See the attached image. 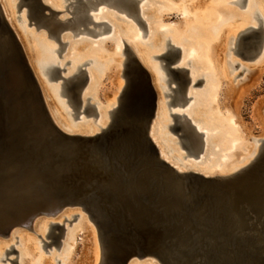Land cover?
<instances>
[{"label": "water", "instance_id": "obj_1", "mask_svg": "<svg viewBox=\"0 0 264 264\" xmlns=\"http://www.w3.org/2000/svg\"><path fill=\"white\" fill-rule=\"evenodd\" d=\"M32 3L35 22L51 18ZM83 21L77 32L109 29ZM153 113L154 98L128 96L100 133L63 131L0 3V234L73 207L97 227L110 264H264V153L228 175L179 171L150 134Z\"/></svg>", "mask_w": 264, "mask_h": 264}, {"label": "flooded vegetation", "instance_id": "obj_2", "mask_svg": "<svg viewBox=\"0 0 264 264\" xmlns=\"http://www.w3.org/2000/svg\"><path fill=\"white\" fill-rule=\"evenodd\" d=\"M31 1L20 0L17 3L18 11H21L26 5L30 7L29 20L25 21L21 14L18 18L22 23H27V27L35 26L34 29L37 32L41 31L43 27L51 29H48V38L54 39L59 44V48L57 49L58 63L51 67L53 68L51 73H49L47 69L46 71L44 70V73L49 74L46 77L43 76L45 89L43 88V90L42 87H40L46 107L59 128L63 131L78 135L90 134L95 130L104 129L107 117L104 116L102 112L110 109L108 114L111 118L116 110L121 108V101H124L126 97L129 96L132 99L154 98V113L151 127L164 126L169 129L171 127L172 129H170V131L172 135L176 137L174 141L179 143L180 148H182L184 152L181 153V156H176L177 152L175 151L168 153L170 156L174 154L173 158L167 155L171 161L165 159L173 167L179 170V167H181L186 169L185 171H191L206 176H221L231 174V170L239 166L240 163L243 164L246 158L239 159V157H234L236 156V150L222 154L220 152L221 150L214 149L213 145L220 142L223 144V147L226 146L224 151L229 149L231 137L227 136L226 132L220 127H230L233 124L226 121H230L227 119L230 114L224 110L222 99L223 95L227 93L226 83L230 81L229 78H231V73H234L237 69H241V72L232 78V80H235L246 71H248L250 75V73H253L255 70L243 64L240 60L232 59V57L233 55H237L244 62H253L256 56L255 53H253L254 38H250L249 36L257 27L249 25L247 28L245 27L244 30L241 29L239 31L237 42L235 43V47H232V53L228 56L229 59L227 64L224 65V68H221L223 69V75L221 71L215 68L211 70V72L202 71L201 69H205V67H203L193 55L188 59L184 56L182 57L183 49L173 43L171 39H167L166 52L161 55H153L150 57L151 60H163L160 64L151 65L152 68L158 72V82L162 84L163 95L166 99L163 110L167 112L161 117L158 113V91L154 82V74H152L150 69L143 63V55H140L143 62L141 61L139 55L136 53V51L139 50L136 46L135 51L125 38L123 39L124 46L122 45V40L116 41V46H110L114 44L115 40L110 36L109 38H102L99 40L100 42L104 41L109 46H98V48H94V50L91 51L94 53L90 55L88 54L91 52L86 56L85 54H77L70 48L71 43L93 44L94 42L92 41L97 42L98 39L92 40L85 36L78 38L81 32H77L74 28L70 27L73 30V34L70 36V39L65 41L63 39L64 37L60 34L64 28L55 30L50 28L51 26H48L49 24H46V22H35L37 15L34 14L35 11L32 9L33 6ZM36 1L43 7L44 14H47L45 10L48 9L52 12V17L55 18V16H57L55 19L57 21L59 20V22L74 20L73 14H75V12L69 5L68 7L66 5L67 9L60 10L53 8L51 5L44 2V0ZM130 1L136 8V11L133 12L135 13L136 20L147 27L148 22L142 15V0ZM235 2L237 3V1ZM240 5L243 6V4ZM96 8L97 5L93 9ZM114 8L116 11L113 13L118 18H125L127 20L126 17H122L118 14L120 12H126L128 16L132 14L131 10L126 11L116 6H114ZM159 9H161L160 14L163 15V17L173 16L169 19L180 18L178 22L182 29L189 26L186 21L194 19L193 16H183L182 10L181 12L177 11L181 8L174 4H170L169 6L162 5ZM90 11L91 9L88 10V13L92 17L93 14ZM61 13H67L70 14V16L60 17L59 15ZM47 15H51V13ZM234 20H232V18H226V20H223V23H225V21L234 22ZM259 20L261 22L263 21L261 18H259ZM97 22H105L109 25V28L111 27L107 21ZM42 25L44 26L42 27ZM219 27L220 26L216 27L217 30L213 33L214 38L208 46V53L210 55L215 54L217 47L221 45L222 37H218ZM147 29L148 28H146V31ZM189 30L192 33V27L189 26ZM93 36H96V34ZM109 40H112V42H109ZM245 44H247V48L242 49V46ZM263 52L264 50L259 56H261ZM204 58L207 62L206 57ZM179 60L180 62L178 64ZM259 62L260 63L257 61L255 63L257 65L264 63V58ZM225 68L228 69L227 75H225ZM115 70L116 73L113 76ZM92 74L94 75L93 79ZM111 76L113 77L110 80ZM245 79L246 78H243L238 82H242ZM237 85H239V83H237L236 86ZM57 88H59V90H57ZM115 93H117L115 104L110 105L106 97L107 95L113 96ZM192 98L194 100L189 105ZM164 120H170V122L161 126ZM198 127H201V129ZM202 127L220 129L223 131V137L217 136L212 138L215 134H208ZM206 133L208 134L207 137L205 135ZM228 137L230 139H228ZM227 140H229V142H227ZM227 155H229V157L233 155V159H227ZM61 224L63 223L51 221L50 226L56 227ZM28 228L33 229V226L31 225ZM47 247L48 246L44 245L45 249H48ZM13 252H19L14 245L13 248L8 250V256L3 260L6 261V259H10L13 263L21 264L18 260L9 257Z\"/></svg>", "mask_w": 264, "mask_h": 264}, {"label": "rangeland", "instance_id": "obj_3", "mask_svg": "<svg viewBox=\"0 0 264 264\" xmlns=\"http://www.w3.org/2000/svg\"><path fill=\"white\" fill-rule=\"evenodd\" d=\"M8 1L10 4L8 3ZM19 1L20 0H0V3H1V6H2L4 12H6V10L9 13L11 12L9 16L11 17L13 26H14L17 34H18V37L20 38L19 40H20V42L24 48V51H25L26 57L29 61V64H30L32 70L34 71L37 79L39 78L38 81L40 80L42 82L41 84L44 85L43 76L46 77L48 75V73H44L42 71L41 66H40L41 60L45 57V52L43 51L44 48L42 45L48 44L50 46H54L56 48H59V44L54 39L48 38L49 31L47 28L43 27L41 31L37 32L34 29L35 26L27 27V23H22L20 21L18 16L20 14L24 15L25 11H26L25 13H27L28 6L26 5L23 7V9L21 11H18L17 3ZM155 1L156 0H142L141 1V9L143 10L142 15L148 22L147 27L140 24L136 20V18L134 17L135 15L128 16L126 14V12H120L118 14L122 17H126L127 20L125 18H118L113 13L116 11V9L114 7L107 5V3L98 4L97 8L91 9L90 12H92V14H94L96 17L100 18V20H97V21H107L111 25V28L108 31H105V30H103L104 27L94 26L93 23H90L89 27H91V28L95 27V29L100 31V32L97 33L96 36L90 35L86 32H81V33H79L78 38L85 36V37L90 38L92 40L98 39L97 42L92 41V42H94L93 44H86V43L84 44V43H77V42L71 43L70 48L73 50V52H75L77 54H85V56H86L87 53L90 51H93L94 48H98V46L108 45L104 41L100 42L99 40L102 38H109L110 36H112V39H115L114 44L110 45V46H116L115 45L116 41H119V40H122V45L124 46L123 39L125 38L132 45V47L135 51H136L135 46L137 48L140 47L144 51L142 52V50L140 49L141 51L138 50V51H136V53L139 55V57H140V55L144 56L146 61L143 62L141 57H140L141 61L150 69L152 74H154L153 77L157 78V79H154V82H155L156 89L158 91V103H159L158 113L162 117L163 114H166V112H167L166 110H163V107L165 106L164 102L166 101V99L164 98V95H163V88L161 87L162 84L160 82H158V72H156L152 68L151 65L152 64H158V63L160 64L163 60H161V59L160 60L159 59H152L151 60V58H150L153 55H161L162 50L153 49L152 43L154 42L153 39L155 37L153 36L154 30H152L150 27L153 26V28L155 30H158V29L160 30V32L158 30V34L160 35L159 36L160 39L158 37L156 42H158L160 44L161 43L166 44L167 39H171L173 43H175L176 45L180 46L183 49L182 57L184 56L186 59H188L190 57V55H189L190 53L189 52L186 53L184 51L185 50L184 48H186L187 51L189 49L188 45L186 43L194 42L196 40V38H195V35H192V33L190 32L189 26H187V27H184V29H182L181 35L179 36L180 37L179 40L173 39V37H171L172 33L170 32V34H169V30H167V29L174 27V26H178L179 25L178 20H180V18L179 19H169V18H172L173 16L163 17V15L160 14L161 9H159V7L163 5L162 1L160 0L161 3H157L158 1H156V2ZM170 1H173V0H170ZM185 1H187V0H185ZM203 1L207 2L209 6L219 5L222 3V1H224L222 4L225 3V7L227 9H231V8L233 9L234 8L233 10L236 11V9H237V12H239V13L240 12L243 14L248 13L247 17L245 19L236 20V21H238V23H241L243 20L242 24H244L243 26H245V27L250 25V26H254V27L258 28L260 25H262L264 28V12L262 10L260 11V8L258 7V5H255L253 7L254 9L251 13L252 15H250L249 14L250 12L248 11V9H246L249 0H245V1L244 0H221V1L220 0H203ZM214 1H216V2L220 1V2H218L216 4V2H214ZM235 1H237V3ZM44 2H46L49 5L57 4L58 5L57 7H53V5H51V6L55 9H60V10H65L66 5L69 4L68 0H44ZM210 3H212V4H210ZM240 4H243V6H241ZM222 6H224V5H222ZM150 10H152V11L154 10V12H152ZM173 10H176V9H173ZM181 10L182 9H178L177 11L181 12ZM45 12L47 14H50V11L48 9H46ZM182 12H183V16L189 17V15L186 11L182 10ZM154 13L156 16L153 15ZM59 16L60 17H69L70 14L61 13ZM165 18H168V19H165ZM221 18H223V19L225 18L224 14H221ZM259 18H261L263 21L261 22L259 20ZM23 19L25 21L26 20L28 21L29 17L26 16V18L23 17ZM247 19L249 22L244 21ZM181 20H184V19H181ZM238 23L237 22L234 23L235 26H237ZM246 23H249V25H247ZM232 25H233V23H232ZM239 25L237 27L238 30L240 29L239 27L241 26V25L240 26ZM81 26H83V25H81ZM124 26L126 28H128L129 26H132V28L129 30H127V29L124 30L122 28ZM243 26H242V28H243ZM146 28H148L147 31H145ZM232 28H231V31L233 30L232 32L227 33L224 36H221L222 37L221 43L222 44L225 43V44L223 45L222 50L219 51L222 54V56L220 58H218V61L220 63H222L223 65L227 64V61L229 59L228 56H229V54L232 53V47H235L234 41L238 35V30L234 28V25ZM26 30H29V31H26ZM34 32H36V33H34ZM60 34H61V36L64 37L63 39L66 41V40L70 39V36L73 34V30L70 28H65L61 31ZM65 34H67V35H65ZM255 35H259L261 37L260 38L261 42L259 43V45L256 49L257 51L256 50L253 51V53H255V55H256L255 58H257L261 54V52L264 50V29H260V30H258V32L251 33L249 37L253 38V36H255ZM161 39H163L162 42H159V41H161ZM89 42H91V41H89ZM109 42H112V40H109ZM186 45H187V47H186ZM83 49H85V50H83ZM34 51H35V53H34ZM37 53H39L38 56H37ZM93 53L94 52H91L88 55L93 54ZM197 54H198V52H197ZM53 55L56 56V60H57V52L53 53ZM195 55H193V56H195ZM104 56H108V55H104ZM255 58L253 59L252 63H247V62H244L243 60H241L237 55H233L232 59L240 60L243 64H245L249 67H255L256 71L253 73H250L251 80H249L248 82L247 81L245 82V80L242 82H238V81H241L243 78H246L247 75H249L248 71L243 73L242 76L238 77L235 80L234 79L232 80V78L235 75H237L239 72H241V69H237L234 73H231V78H229L230 81L226 83L228 85V87L231 86V88H230L231 93L230 94L225 93V95H223V99H222V103L224 105V110L228 114H230V112L233 113L234 117L236 118V125L241 127L243 134H244V137L239 140V141L244 142L242 144L243 148L240 147L241 149H238V147H236V156H237V154L242 152L243 154L241 156H239V159L246 158L243 163H245L246 161L251 159L253 154L256 153L257 151H259V145H260L259 139L264 138V63L257 65L255 62L258 61L260 56L257 59H255ZM180 60L178 61V64H179ZM35 70L37 71V74H36ZM201 70L204 72H211V70H208V69L206 70V69L202 68ZM115 73H116V70H115L113 76L115 75ZM113 76L110 77V80ZM40 81H39V83H40ZM237 83H239V85L236 86ZM107 89H108V87H107ZM112 97H113V99L111 101L116 100L117 93H115ZM106 100H108L107 97H106ZM193 100L194 99L192 98L189 105L193 102ZM229 104H235L236 108L234 107L235 109L232 110L229 107ZM108 118H109V120H111V118L109 117V114H108ZM169 122H170V120H168V121L164 120L162 122L161 126H163L164 124H167ZM202 128L204 131L207 130L208 134H215V135H213L212 138H215L217 136L223 137L222 136L223 131L220 129H215L214 127H202ZM155 135L157 136V139L160 142V146H158V144H157L158 148H160L162 146V148L164 149V151L166 152V154L168 156H170L168 153L171 151L177 152L176 156H181V153H184L182 148H180L179 143H176L174 141V139L176 137L174 135H172V132L170 131V129L168 127H164V126L163 127H155ZM228 139H230V138L228 137ZM227 142H229V140H227ZM155 143H156V141H155ZM213 146H214V149H220L221 150L220 152L222 154L223 153L226 154L228 151H231V149L224 151L225 150L224 148L226 146L223 147V144L220 142L218 144L213 145ZM180 150H181V152H180ZM173 156H174V154H173ZM173 156H170V158H173ZM236 156H234V157H236ZM226 158L231 160V159H233V155L230 157H229V155H227ZM61 214L58 217L57 216L56 217L55 216H47L46 217V215L39 216L38 218H36L34 220L33 229H29L28 227L17 226L13 229V231L10 235H7L5 237L0 236V242H2V241L9 242V245H12V246L14 245L16 247V249L19 251L18 253H15V252L11 253L9 255V257L11 259H16L20 262L19 245H21V243H19L20 242L19 235H21V233H26L28 235L33 236L37 242L36 247H37L38 251H37V255H36V259H37L36 261H38V258H40L41 256H44L46 258H54V259H52V262H49V264H68L69 260H71V257H76L77 259L79 257L78 264L82 263L81 261L83 258L87 259L86 264H99L101 261V258H102L101 257L102 251H101V245H100L99 238H98V233H97V230H96L95 226L93 225V223L89 220V218L85 219L84 216L86 214L80 212L78 209H73V210L69 211L66 215L60 217ZM81 215H83L84 218ZM74 216H77V217L74 218ZM86 217H88V216L86 215ZM51 221L63 223L64 228L54 230L55 232H57L59 234V236L57 237V243H53L47 247L48 249H45L43 246L44 240L47 242L51 241V238H48V236H47L48 230L50 228L49 223ZM42 224H44L46 226V230H44V231H40V229H39ZM39 231H40V233H39ZM70 240H71V242H73L72 246H68ZM96 248L99 252V259L97 261L94 260V258H91V256H90L94 253L93 251L96 250ZM71 249H73L72 253L68 252ZM5 255H6V257L8 256L7 253H5L4 255L0 254V259L3 256V258L1 259L3 261L2 264H16V263L11 262L10 259H7L6 261H4L3 259H4ZM129 264H161V263L156 259H150V258L137 259V258H135V259L131 260L129 262Z\"/></svg>", "mask_w": 264, "mask_h": 264}, {"label": "bare ground", "instance_id": "obj_4", "mask_svg": "<svg viewBox=\"0 0 264 264\" xmlns=\"http://www.w3.org/2000/svg\"><path fill=\"white\" fill-rule=\"evenodd\" d=\"M31 1V0H30ZM69 1V6H70V8L71 9H73L74 10V12H75V14H73V16H74V20L73 21H66V22H63V23H61V22H59V20L57 21L55 18L57 17V16H55V18L54 17H52L51 16V18H48V19H46V18H43L42 20H43V22H41V23H45L46 22V24H49L48 26H51L50 28H52V29H57V30H61L62 28H64L65 29V27H67V28H70V27H72V28H74V29H76L78 26L80 27V28H84L85 27V22L83 21V15L84 14H87L88 13V8H89V6L95 1V0H68ZM100 2L98 3V4H100V3H107V5H109V6H116V7H120V8H122V9H125L126 11H129V10H131V8L129 7L130 6V3H132L130 0H99ZM156 1H158L157 3H161V1H162V4L164 5V6H169L170 4H174V5H176V6H179L182 10H184V11H186L188 14H189V16H193L194 17V19L193 20H191V19H189L188 21H186V23H188V25L190 26V27H192V29H193V31H192V33H193V35H195V38H196V40L194 41V42H190V43H186L187 45H188V51L186 50V48H184L185 50V52L186 53H190L189 55L191 56V55H195L194 57L199 61V63L200 64H202L203 65V67H205V69L207 70H213L214 68L216 69V70H218V71H221L222 72V75L224 74L223 73V69H221V68H224V65L222 64V63H220L219 61H218V58H220L221 56H222V54L219 52V51H221L222 50V48H223V45L225 44V43H221V45H219L218 47H217V49H216V53L215 54H213V55H210L209 53H208V51H209V44H210V42L213 40V38H214V31H216L217 30V26H220L219 27V30H218V37H221V36H224V35H226L227 33H230V32H232L234 29L232 28L233 27V25H234V28L235 29H237L238 30V25L240 24H242V22H243V20H242V22L241 23H238V21H236V20H238V19H245L246 17H247V14H243V13H239V12H237V9H236V11H234L231 7V9H227L226 7H225V3L224 4H222L224 1H222V3L221 4H219V5H215V6H209L208 5V3L207 2H205V1H203V0H187V1H185V0H173V1H170V0H156ZM155 1V2H156ZM160 1V2H159ZM221 1V0H220ZM220 1H218V2H220ZM214 2H216V1H214ZM218 2H216V4L218 3ZM8 3H9V1H8ZM31 3H32V1H31ZM51 3V2H50ZM257 3V4H256ZM10 4V3H9ZM161 4V5H162ZM210 4H212V3H210ZM51 5H53V7H57L58 5L57 4H51ZM68 5H67V7H68ZM144 5V4H143ZM222 5H224V6H222ZM255 5H258V7L260 8V11L262 10L263 12H264V0H249V2H248V4H247V8L246 9H248V11L250 12L249 14L250 15H252L251 13H252V11H253V7L255 6ZM28 6V5H27ZM32 6H33V11H36L35 10V7H34V3H32ZM155 6V5H154ZM67 7H66V9H67ZM7 9V8H6ZM9 9V8H8ZM11 9V8H10ZM103 10V9H102ZM9 11V10H8ZM69 11V10H68ZM150 11H152V10H150ZM26 12V11H25ZM24 12V15H22V17H25L26 18V16L27 17H29V15H30V7L28 6V10H27V13H25ZM134 11L133 10H131V15H135V13H133ZM152 12H154V10L152 11ZM237 12V13H236ZM247 12V11H246ZM245 12V13H246ZM5 13V16H6V18H7V20H8V22L10 23V25H11V27L13 28V30H14V32L16 33V35H17V37H18V34H17V32H16V30H15V28H14V26H13V23H12V20H11V17L9 16L10 15V13L9 12H7V10H6V12H4ZM156 13V12H155ZM155 13L153 14V15H155ZM34 14L35 15H37L35 12H34ZM89 14V13H88ZM101 14V13H100ZM150 14V13H149ZM152 14V13H151ZM221 14H224V16H225V18L223 19V18H221ZM152 16V15H151ZM156 16V15H155ZM154 16V17H155ZM96 16L93 14V16L91 17V19L94 21L95 19H96V21L97 20H100V18L99 17H96ZM135 17V16H134ZM153 17V16H152ZM71 18V17H70ZM226 18L227 19H231L232 18V20H234V19H236V20H234V22L233 21H225V23H223V20H226ZM69 19V18H68ZM106 20V19H105ZM238 23V25L237 26H235V24L234 23H236V22ZM240 21V20H239ZM244 21H248V19L247 20H244ZM249 22V21H248ZM232 23H233V25H232ZM29 24H30V22H29ZM178 24H180L179 22H178ZM247 25H249V23H246ZM245 24V25H246ZM32 25V24H31ZM81 25H83V26H81ZM125 25V24H124ZM232 25V26H231ZM239 25V26H240ZM244 24H242L239 28V30H241V28H242V26H243ZM246 25V26H247ZM44 25H42V27H43ZM126 26V25H125ZM122 27L124 30L125 29H127V30H129V29H131L132 28V26H127L128 28H126V27ZM47 27V26H46ZM171 27V26H170ZM248 27V26H247ZM246 27V28H247ZM254 27V26H253ZM72 28H70V29H72ZM111 28V27H110ZM109 28V29H110ZM116 28V27H115ZM152 30H154V34H153V36L155 37L154 39H153V43H152V46H153V49H160V50H162L161 51V53H164V52H166V45L167 44H160V43H158V42H156V40H157V38L160 36L159 34H158V30H155L154 28H153V26L152 27H150ZM231 28L233 29L232 31H231ZM244 28H245V26H243V30H244ZM49 29V28H48ZM165 29V28H164ZM163 29V30H164ZM49 30H51V29H49ZM104 30V29H103ZM168 30H169V34H170V32L172 33L171 34V37H173V39H177V40H179L180 39V35H181V32H182V28L178 25V26H174V27H171V28H168ZM239 30H238V33H239ZM98 31V30H97ZM145 31H146V29H145ZM236 31V30H235ZM100 31H98V33H99ZM159 32H160V30H159ZM23 34V33H22ZM134 36V35H133ZM237 37H238V35H237ZM237 37L235 38V41H234V44L237 42ZM19 38V37H18ZM20 39V38H19ZM159 39H160V37H159ZM162 40L163 39H161V41H159V42H162ZM193 41V40H192ZM64 42V41H63ZM164 43V42H163ZM248 44V43H247ZM247 44H245V45H243L242 46V49H246L247 47H246V45ZM250 44H251V42H250ZM187 45H186V47H187ZM43 46V48H44V52H45V57L41 60V62H40V66H41V68H42V71L44 72V70L46 71V69H47V71L49 72V73H51L52 72V69L53 68H51L53 65H55V64H57L58 62H57V60H56V56H54L53 55V53H55V52H57V49L58 48H56V47H54V46H50V45H48V44H43L42 45ZM42 48V49H43ZM24 49V48H23ZM138 49L140 50L141 48L140 47H138ZM253 49L254 50H256L257 49V47L255 48V42H253ZM83 50H85V49H83ZM142 50V49H141ZM140 50V51H141ZM144 50H142V52H143ZM198 52V54H197V52ZM257 51V50H256ZM38 52V51H37ZM91 52V51H90ZM184 52V53H185ZM195 52V53H194ZM34 53H35V51H34ZM33 53V54H34ZM89 53V52H88ZM87 53V54H88ZM146 53V52H145ZM39 55V53H37V56ZM56 55V54H55ZM204 57H206V59H207V62H206V60H205V58ZM147 58V57H146ZM264 58V52L262 53V55L260 56V58L258 59V63H260L259 61L260 60H262ZM41 59V58H40ZM145 59V58H144ZM144 61H146V59L144 60ZM205 62H206V64H205ZM211 64V65H210ZM59 65V64H58ZM61 65V64H60ZM251 68H253V69H255V67H251ZM36 71V70H35ZM256 71V69L254 70V72ZM34 72V71H33ZM227 72H228V69L227 68H225V75H227ZM48 73V74H49ZM35 74V73H34ZM36 74H37V71H36ZM220 75V74H219ZM36 76V75H35ZM93 74H92V79H93ZM253 77V76H252ZM37 78V77H36ZM39 79V78H38ZM37 79V80H38ZM154 79H156L155 77H154ZM249 80H251V78H250V75L248 76V77H246V79H245V82L247 81H249ZM40 81V80H39ZM39 81H38V83H39ZM244 82V83H245ZM42 82L40 81V87H42V89L44 88V85H42L41 84ZM243 83V84H244ZM230 88H231V86H229L228 87V85H227V94H230L231 93V90H230ZM45 89V88H44ZM43 89V90H44ZM57 90H59V88H57ZM44 98V97H43ZM107 98H108V103L110 104V105H114L115 104V100H114V102H112L111 100L113 99V97H112V95H107ZM111 98V99H110ZM45 102V101H44ZM111 102V103H110ZM122 102V101H121ZM46 105V104H45ZM120 105V104H119ZM228 107V106H227ZM229 107L233 110V109H235L236 108V105L235 104H229ZM235 107V108H234ZM110 110V109H109ZM109 110H104L103 112H102V114L104 115V116H106L107 117V120H106V122H105V124H104V129L105 128H107V127H109L110 126V121L112 122V120H113V118H114V116H115V113L119 110H116V112L114 113V115L111 117V120H109V118H108V112H109ZM51 115V114H50ZM52 117V116H51ZM53 118V117H52ZM227 119H229L230 121H228V120H226L227 122H231L233 125H231L230 127H220V128H222L225 132H226V134H227V136H230L231 137V141L229 142V149H231V151L233 152V151H235L236 150V147H238V149H241V148H243V143L244 142H242V141H239L241 138H243L244 137V134H243V131H242V129H241V127L240 126H237L236 125V118L234 117V115H233V113H231L230 112V116L227 118ZM54 120V119H53ZM55 122V121H54ZM57 124V123H56ZM235 125V126H234ZM58 126V125H57ZM198 128H200L201 129V127H198ZM170 129H172L171 127H170ZM103 129H99V130H95V131H93L92 133H90V134H82V135H95V134H98V133H100L101 131H102ZM65 132H67V131H65ZM206 132H207V130H206ZM67 133H70V132H67ZM70 134H74V133H70ZM150 134H151V136H152V138H153V140L154 141H156V144H158V146H160V142L158 141V139H157V136L155 135V127H152V129H151V132H150ZM206 135V137H207V133L205 134ZM259 141H260V145H259V151H257L256 153H254L253 154V156H252V158L251 159H249L248 161H246L245 163H243V164H240L239 166H237V167H235L233 170H231V172L232 173H234V172H237V171H239V170H241L242 168H244V167H246V166H248L249 164H251L254 160H256L257 158H259V157H261L262 155H263V153H264V138H262V139H259ZM241 147V148H240ZM241 152V151H240ZM159 153H160V155L164 158V159H166V160H168V161H171V159L167 156V154H166V152L164 151V149L162 148V146L159 148ZM243 153L241 152V153H239V154H237V156L236 157H239V156H241ZM179 167V166H178ZM180 168V170L179 171H183V172H191V171H185L186 169H184V168H181V167H179ZM177 169V168H176ZM226 175H228V174H226ZM73 209H78V208H73V207H67V208H65L64 210H62L60 213H58V214H56V215H53V216H59L61 213V216L60 217H62V216H64V215H66L69 211H71V210H73ZM80 212H82V213H84V214H86L87 216H88V214L87 213H85L84 211H82V210H80V209H78ZM86 215L84 216L85 217V219H87V218H89V216L88 217H86ZM78 216V215H77ZM76 216V217H77ZM82 217H83V215H81ZM47 217V216H46ZM83 217V218H84ZM89 220L91 221V219L89 218ZM92 222V221H91ZM34 223V222H33ZM33 223H32V226H33ZM51 223V222H50ZM49 223V224H50ZM94 225V224H93ZM19 226H21V227H27V226H25V225H19ZM95 226V225H94ZM15 228V227H14ZM13 228V229H14ZM95 228H96V230H97V233H98V238H99V242H100V245H101V253H102V255H101V261H100V263L99 264H110V260L108 259V257H107V254H106V252H105V250H104V247H103V244H102V242H101V239H100V237H99V232H98V229H97V227L95 226ZM13 229H12V231H13ZM40 231H44V230H46V226L44 225V224H42L41 226H40ZM56 228L55 227H52V226H50V228H49V230H48V234H47V236H48V238H51V240L53 239V236L57 233V232H55L54 230H55ZM12 231L10 232V234L12 233ZM40 231H39V233H40ZM10 234H8V235H10ZM0 236H7V235H1L0 234ZM19 240H20V242L19 243H21V245H19V248H20V262L22 263V264H49V262H52V259H54V258H46V257H44V256H41L40 258H38V261H36L37 259H36V255H37V247H36V240L34 239V237L33 236H31V235H28V234H26V233H21V235H19ZM45 241V240H44ZM51 242V241H50ZM72 244H73V242H71V240L69 241V245L68 246H72ZM45 245V242H44V244H43V246ZM11 248H13V246L12 245H9V242H4V241H2V242H0V254H5V253H7L8 254V250L9 249H11ZM74 249V248H73ZM73 249H71L70 251H68V252H70V253H72V250ZM5 252V253H4ZM10 252V251H9ZM94 253L92 254V255H90L91 256V258H94V260H98L99 259V252H98V250H97V248H96V250H94L93 251ZM70 256V255H69ZM2 258H3V256H2ZM1 258V259H2ZM4 258H6V255L4 256ZM0 259V264H2V260ZM7 260V259H6ZM78 261H79V257H78V259L76 258V257H71V260H69V263L68 264H78ZM86 261H87V259H82V263L83 264H86ZM81 263V264H82ZM129 264V263H128Z\"/></svg>", "mask_w": 264, "mask_h": 264}]
</instances>
